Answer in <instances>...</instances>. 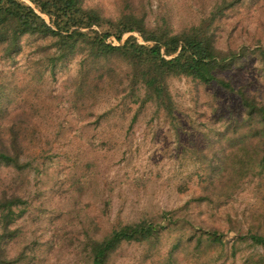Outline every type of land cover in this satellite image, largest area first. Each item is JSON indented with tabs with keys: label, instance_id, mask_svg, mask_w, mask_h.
I'll return each mask as SVG.
<instances>
[{
	"label": "rangeland",
	"instance_id": "obj_1",
	"mask_svg": "<svg viewBox=\"0 0 264 264\" xmlns=\"http://www.w3.org/2000/svg\"><path fill=\"white\" fill-rule=\"evenodd\" d=\"M230 1L81 0L101 16L99 32L133 15L170 33L199 27L220 53H239L217 71L231 88L167 77L172 115L143 98L119 55L86 45L61 55L49 34L22 36L10 55L0 46V142L14 136L31 161L0 163V197L25 201L2 243L21 256L14 264H91V238L143 219L163 227L102 264H264L249 236L264 234V141L240 95L264 100V0ZM126 39L149 43L137 29L106 41Z\"/></svg>",
	"mask_w": 264,
	"mask_h": 264
},
{
	"label": "trees",
	"instance_id": "obj_2",
	"mask_svg": "<svg viewBox=\"0 0 264 264\" xmlns=\"http://www.w3.org/2000/svg\"><path fill=\"white\" fill-rule=\"evenodd\" d=\"M101 20L99 13L82 6L81 0H0V46L10 55L20 48L22 36L49 34L56 38L55 44L61 55L68 54L78 45L88 46L89 54L94 56L106 58L119 55L131 64V83L142 86L143 98L153 100L171 115L173 102L166 81L169 76H190L205 83L216 81L224 88L232 87L230 81L219 76L217 71L239 59V53L232 50L220 53L211 36L201 28L170 33L164 27L148 28L141 18L133 15L111 23L115 26L113 33L99 32L91 27ZM132 29H137L149 43L126 39L122 44L115 45L106 41L110 34L120 38L124 31ZM257 50L264 56V46ZM240 95L246 110L244 120L254 121L251 123L255 126L254 134L258 133L264 141V100L257 101L244 91ZM10 138V143L0 142V163L22 170L31 161H20V155L25 152L24 145L17 143L14 136ZM259 161L264 165V143ZM20 202L25 201L15 193L7 195L3 192L0 197V264H14L21 258L19 255L8 256L6 246L2 244L4 238L13 232L8 224L14 217L13 206ZM161 227L143 219L113 227L102 238H91V264L104 263L122 241L148 239L157 235ZM249 236L255 243L264 245V234L255 232ZM207 237L220 240L217 232H207Z\"/></svg>",
	"mask_w": 264,
	"mask_h": 264
}]
</instances>
